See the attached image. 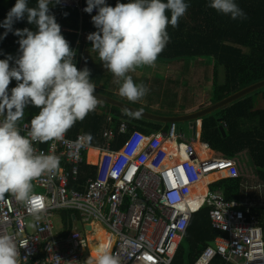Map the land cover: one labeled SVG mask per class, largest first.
<instances>
[{
	"label": "built area",
	"instance_id": "2783aa9c",
	"mask_svg": "<svg viewBox=\"0 0 264 264\" xmlns=\"http://www.w3.org/2000/svg\"><path fill=\"white\" fill-rule=\"evenodd\" d=\"M85 1L58 6L86 13ZM207 119L147 132L121 122L104 130L101 147L82 135L34 142L36 153L55 155L59 167L33 181L28 204L9 193L0 198V236L14 237L20 264H87L105 244L118 264H173L191 216L206 207L211 228L225 237L188 264H264L263 231L252 206L214 189L242 177L243 169L236 157L222 160L203 140ZM28 127L21 124V135ZM63 212L70 213L71 233Z\"/></svg>",
	"mask_w": 264,
	"mask_h": 264
},
{
	"label": "clouds",
	"instance_id": "9594fccd",
	"mask_svg": "<svg viewBox=\"0 0 264 264\" xmlns=\"http://www.w3.org/2000/svg\"><path fill=\"white\" fill-rule=\"evenodd\" d=\"M59 3L60 0H37L36 6L30 7L28 0H16L0 24L6 30L0 39L9 32L19 37L18 56L9 54L0 59V117H3L0 120V198L9 193L23 204L32 199L33 181L54 172L60 163L55 155L37 154L34 142L63 140L65 133L77 121H82L96 109L98 101L94 94L105 97L95 91L90 69L83 68L82 62L76 63L75 47H79V42H75L74 50L70 48L61 33V26L50 11L49 5L58 6ZM83 5L86 13L58 8L78 15V38L83 36L82 19L91 18L97 31L88 34L87 40L91 42L88 45H92L89 50L98 56L95 62L100 61L103 68L113 75L121 97L133 103L142 100L149 89L143 83L134 82L129 73L137 68L155 67L159 63L156 62L158 56L170 40L168 26L177 27L190 5L185 0H130L129 3L117 0L115 6L108 5L106 0H86ZM207 7L233 20L247 18L235 0H209ZM169 12L170 18L167 15ZM25 18L28 24L35 26V31L29 28L13 30V24ZM13 79L16 86L9 92ZM29 106L38 108L39 112L31 118L27 134L21 135L19 121ZM232 106L234 103L207 117L171 124L193 123L204 118L209 120L225 110L229 111ZM111 117L107 121H111ZM169 125L160 124V129ZM81 139L91 141L92 137L86 134ZM238 157L235 159L238 160ZM246 203L252 209L256 206L249 201ZM0 264H20L17 244L10 235L0 236ZM87 264H118V259L105 244L97 249L95 258Z\"/></svg>",
	"mask_w": 264,
	"mask_h": 264
},
{
	"label": "trees",
	"instance_id": "16d2710c",
	"mask_svg": "<svg viewBox=\"0 0 264 264\" xmlns=\"http://www.w3.org/2000/svg\"><path fill=\"white\" fill-rule=\"evenodd\" d=\"M119 2L129 3L130 0H119ZM185 2L190 7L179 19L177 27L168 26L167 32L170 40L156 62L165 63L178 60L212 62L210 68L215 67L216 78L214 76V80H217L213 88L216 96L215 103L264 82V0H235L247 17L236 20L208 8L209 0H185ZM15 3L16 0H0V24L6 19ZM36 3L37 0H28L30 7L36 6ZM106 3L115 6L117 0H106ZM49 7L61 26V33L69 42L70 48L74 50L75 42H79V47H75L77 48L76 63L82 62L84 67L94 64L98 56H94L95 52L89 50L91 46L88 44L91 42L87 40L88 34L97 31L91 18L82 19L83 36L78 38V15L73 11L62 10L57 5H49ZM167 15L170 18V12ZM24 28L35 31V26L28 24L26 18L13 24V30ZM5 31L3 27H0V36ZM18 39L19 37L13 35L12 32L0 39V59H5L9 54L13 57L18 56ZM11 65L12 61H10ZM15 86L16 81L12 80L9 92ZM157 93L153 94L156 99L161 97L159 94L157 97ZM104 106L102 109L96 108L90 112L82 121H77L65 133L67 138L74 139L79 135L86 137V134H91L92 139L91 141L86 139L87 143L98 146L103 143L101 136L104 130L109 128L116 130L121 122H126L129 126L136 125L144 132L161 128L160 124L142 120L105 104ZM134 108L151 114L148 108L140 106L138 108L134 106ZM38 112V108L27 107L19 125L30 123L31 118ZM111 115L112 120L107 121ZM151 115L163 117L160 114ZM177 117L179 115L173 118ZM203 129L204 141L210 145L213 152L221 155L222 160L230 161L241 155L246 158V164L242 166V177L225 180L217 184L214 189L222 191L227 200H236L239 203L249 201L256 205L253 212L262 228L264 240V88L246 95L240 101L235 102L229 111L225 110L220 115L204 122ZM117 141L121 142L122 136H118ZM208 212V208L201 207L191 216L173 264H185L181 251L183 242L188 245V253L185 256L188 264L196 259L215 238L224 236L221 232L211 228ZM63 215L69 216L65 228L68 233H71L70 213L63 212Z\"/></svg>",
	"mask_w": 264,
	"mask_h": 264
},
{
	"label": "rangeland",
	"instance_id": "374dc122",
	"mask_svg": "<svg viewBox=\"0 0 264 264\" xmlns=\"http://www.w3.org/2000/svg\"><path fill=\"white\" fill-rule=\"evenodd\" d=\"M203 63L205 62L178 60L175 62H159L156 63L155 67L137 68L136 71H141L142 74L140 77L137 73L133 76L137 77L136 83H143L144 80L143 84L149 88V92L144 97L142 106L130 102L127 99L122 100L114 98L115 100H113L110 97L108 98L125 106L130 105L136 108H138V106L148 108V110H150L149 113L160 114L163 117H174L177 116V113L187 114L189 112H200L209 109L217 105V103H215V92L213 91L217 82V80H214V76L216 78V71L214 69L215 67L213 69L210 68L212 62L209 61L208 65H204ZM202 69L206 70L205 74L202 72ZM168 78L172 79L167 80ZM163 81H165V83ZM177 82L179 83L175 84ZM156 91L162 93L161 97L157 99L156 96L153 95ZM101 95L104 96V94ZM184 96L186 98H183ZM222 101L223 100L220 102ZM104 107V104L98 101L96 108L102 109ZM101 146L102 143L94 147ZM238 160L241 167L245 166L246 158L239 156ZM60 221L61 216H59V214L52 218L54 232L57 234L60 233L61 229ZM76 228L78 232H81L82 227L79 223ZM181 251L183 260L185 264H187L185 256L188 253V245L185 242L181 244Z\"/></svg>",
	"mask_w": 264,
	"mask_h": 264
},
{
	"label": "water",
	"instance_id": "95a60500",
	"mask_svg": "<svg viewBox=\"0 0 264 264\" xmlns=\"http://www.w3.org/2000/svg\"><path fill=\"white\" fill-rule=\"evenodd\" d=\"M261 88H264V82H261L257 85L249 87L245 90H242V91L230 96L229 98L224 99L222 102H218L217 105L212 106L209 109L202 110V111L197 112V113L192 114V115L180 116L177 118L153 116L151 114H147V113H144L142 111H139L135 108L119 104V103L114 102L108 98H105V97H102V96H99L96 94H94V96L97 98V101L104 103L109 107L116 108L122 112L128 113V114L133 115L135 117H138L142 120H145V121L147 120L151 123L162 124L165 126V125L171 124V123H184V122H188V121L197 120V119H200L202 117H207V116L211 115L213 112H215L219 109L225 108L226 106H229L230 104H233V103L241 100L246 95H248V94H250V93H252L258 89H261Z\"/></svg>",
	"mask_w": 264,
	"mask_h": 264
},
{
	"label": "crops",
	"instance_id": "0c3cea01",
	"mask_svg": "<svg viewBox=\"0 0 264 264\" xmlns=\"http://www.w3.org/2000/svg\"><path fill=\"white\" fill-rule=\"evenodd\" d=\"M204 62H205V63H203L204 65L209 64L208 60H206ZM93 63L94 64H92L91 66H87V68H89L91 71L90 79H91V82L95 85V91H97L101 94H104V96H106L107 98L110 97L113 100H115L114 98H119V99L125 100L126 98L121 97L118 94L119 85L115 82L113 75L103 68L102 63L100 61H96ZM83 68H84V66H83ZM202 72L205 74L206 70L202 69ZM136 73L139 75V77L142 74L141 71H134V72H131L129 74L133 77ZM136 79H137V77H133L134 82H136ZM169 79H172V78H168L167 80H169ZM163 82L165 83V81H163ZM143 83H144V80H143ZM178 83L179 82H177L175 84H178ZM156 93H157V91H156ZM96 94H98V93H96ZM158 94L161 95L162 93H160V92L157 93V97H158ZM142 102H143V99L138 101V102H135V103L142 106Z\"/></svg>",
	"mask_w": 264,
	"mask_h": 264
},
{
	"label": "bare ground",
	"instance_id": "6f19581e",
	"mask_svg": "<svg viewBox=\"0 0 264 264\" xmlns=\"http://www.w3.org/2000/svg\"><path fill=\"white\" fill-rule=\"evenodd\" d=\"M193 208H194V209H196V208H197V206H194Z\"/></svg>",
	"mask_w": 264,
	"mask_h": 264
}]
</instances>
